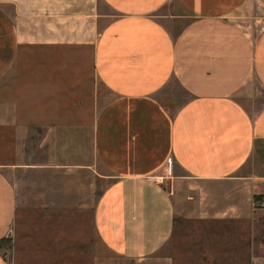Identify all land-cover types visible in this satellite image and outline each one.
<instances>
[{
	"label": "crops",
	"instance_id": "crops-1",
	"mask_svg": "<svg viewBox=\"0 0 264 264\" xmlns=\"http://www.w3.org/2000/svg\"><path fill=\"white\" fill-rule=\"evenodd\" d=\"M74 111L92 113L88 160L0 162V243L30 238L25 210L59 216L32 239L92 235V252L129 259L189 208L249 221L264 209V0H0V144L26 123L72 128Z\"/></svg>",
	"mask_w": 264,
	"mask_h": 264
},
{
	"label": "rangeland",
	"instance_id": "rangeland-1",
	"mask_svg": "<svg viewBox=\"0 0 264 264\" xmlns=\"http://www.w3.org/2000/svg\"><path fill=\"white\" fill-rule=\"evenodd\" d=\"M28 55L31 59L34 53ZM24 66L27 82L31 78L27 76L32 73L33 65L26 62ZM59 114L64 118L63 112ZM72 114V128L59 125L55 130L45 125L48 122L41 123L44 124L41 126L26 123L23 135L16 143L0 144V162L69 163L88 160L92 113L74 111ZM9 139L12 140V137ZM172 173L169 170L160 179L170 182ZM109 182L107 178L98 180L94 193H91L93 198ZM188 213L187 218L176 216L172 237L166 245L141 259L124 258L107 250H100L98 254L92 252L90 229L89 243L32 239L45 234L33 228L42 226L40 220L46 219L48 222L50 218L59 219L53 210H25L18 213V226L15 227L30 238L24 240L19 235L17 239V233L12 228L9 237L0 243V251L10 258L15 257L16 264H264V209H256L249 221H198L192 217L191 208ZM77 214L82 215L80 212Z\"/></svg>",
	"mask_w": 264,
	"mask_h": 264
},
{
	"label": "built area",
	"instance_id": "built-area-1",
	"mask_svg": "<svg viewBox=\"0 0 264 264\" xmlns=\"http://www.w3.org/2000/svg\"><path fill=\"white\" fill-rule=\"evenodd\" d=\"M259 203V206L264 207V199H261Z\"/></svg>",
	"mask_w": 264,
	"mask_h": 264
},
{
	"label": "trees",
	"instance_id": "trees-1",
	"mask_svg": "<svg viewBox=\"0 0 264 264\" xmlns=\"http://www.w3.org/2000/svg\"><path fill=\"white\" fill-rule=\"evenodd\" d=\"M261 197L257 196L255 197L256 200L260 199ZM264 199V196L262 197Z\"/></svg>",
	"mask_w": 264,
	"mask_h": 264
}]
</instances>
